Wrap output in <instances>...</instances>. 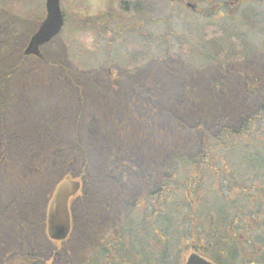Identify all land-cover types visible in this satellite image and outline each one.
<instances>
[{
  "label": "rangeland",
  "instance_id": "374dc122",
  "mask_svg": "<svg viewBox=\"0 0 264 264\" xmlns=\"http://www.w3.org/2000/svg\"><path fill=\"white\" fill-rule=\"evenodd\" d=\"M146 1L141 0L144 4L140 3L142 9L137 12L134 7L135 0H60L65 22L60 33L42 47L45 62L44 66H41L43 64L39 59L31 55H23L22 50L45 16V0H0V100H3L6 112L4 124L0 126L10 130L9 135L11 136H21L26 140L36 138L41 142L43 138L40 139V137L49 130H63L60 139L67 142L78 137L79 130L81 133L87 134L86 137L82 136L75 140H78L82 144L81 147L85 149L83 153L87 155L91 169V172L89 170L87 173L90 180L86 184L87 186L89 184V190L94 189V191L88 192L89 197L93 193L94 203L98 202L95 206H83L78 210L71 236L68 239L63 242L52 241L48 238L46 231V211L51 197L50 195L47 198V194L53 192L59 179L73 177L67 175L61 178V175H58L53 179L55 182L53 189L48 180L44 187L32 186L31 189V186L24 188L17 182L18 186L15 185V182L7 184L5 177L0 176V264L14 260L15 256L23 254V252L26 254L35 252L31 248L32 244L29 246V242L21 239L35 241L33 245L39 248L38 253L42 257L41 264H79L82 259H85L83 255L88 250V245L81 242L79 237L83 234L89 235L87 230L84 231L88 224L97 221L103 225L104 219L109 221V218L104 215L106 212H103L98 206L106 203L110 198L109 189L111 187H105V184L98 178L102 172V161L109 155L114 142L124 156L131 158L138 167H143L145 161L148 163L147 155L155 150V146L159 151L160 142L164 140L158 135L159 129L170 124L172 114L181 119H185L190 114L192 117L187 120L190 123L191 119L198 120L200 115L205 116V114L223 115L228 112L231 115H236L242 110L249 114L257 113L259 106L264 103V97L257 98L246 88L247 81H256L264 85V50L259 47L264 42V0H231L234 1V5L229 10L223 6L218 8L210 5L208 0H148L151 5L145 3ZM222 1L226 0H214L215 3H222ZM186 2L195 5L196 10L193 11L187 7ZM169 16L171 19L168 18ZM152 18H154L152 31L155 28H163L168 25L184 34L183 36L187 39L186 43H189L183 49L184 54L195 48L200 49L202 54H213L219 50L221 54L218 59L220 62L230 61L224 64L230 70L227 73L219 72L216 63H209L202 71L193 72L189 69L187 62L175 63L176 66L172 69L169 68L170 65L166 67L170 62L153 63L148 56H135L142 51L143 44L138 35L130 33L131 24L136 19L143 21ZM157 18H162L158 24L155 23ZM128 24L129 30H126L127 27H122V25L127 26ZM235 27L236 33H240L241 36L234 41L236 44L233 50L234 55L228 57L226 54L229 53L230 48L220 50L212 45L211 41L218 37L226 38L223 36L225 29L229 30L227 34L231 36L230 32L234 31L232 29ZM160 30L158 34H160ZM107 32H110L111 35L106 37ZM142 33L146 34L144 27ZM111 38L115 39L112 44L113 54L116 55L119 62H122L120 64L123 66L122 76H116L110 85V88L115 90L118 95L115 97H119L116 98L110 115L119 123L114 125L107 120L109 116L106 117L103 114L104 111L100 110L102 106L99 104L96 91L88 93L91 97L87 115L85 112L83 121L79 120L75 123L73 114L70 113L75 111L74 106L77 105V102L70 103L64 99L66 84L71 79L75 88L70 91L80 92L76 87L80 82L88 83L89 80L84 77L82 80L79 79L86 72L80 68V65H77L78 59H69L66 56L76 53L77 56L91 54L97 57L104 48V43L106 44V41ZM248 41L258 48L252 46L253 51L244 53L246 52L245 48H249L245 45ZM226 58L228 59L223 60ZM72 69L78 71L79 77L72 75ZM9 72L11 73L9 74ZM133 78L135 81L136 79H149L150 83L157 81L156 85L164 89L161 95L155 94L160 110H157L154 116H149V126L145 132L147 138H142L141 135L140 139L135 137L137 134L134 133L139 128L135 119H132L131 123L136 127L131 125L129 129H127L126 123L129 124L130 119L126 123L121 122L122 111L127 109L131 99L134 103L133 112L138 114L144 113L146 110H143L144 105L141 100L134 99L133 96L137 93L128 86V82ZM220 81L222 85L216 88V83ZM252 86L254 87L253 84ZM183 88L188 90L185 91ZM121 92L123 98L120 96ZM135 98H138V95ZM80 103L81 100L78 101V105ZM65 118L68 119L65 120L67 123L64 122ZM262 118L264 119V115ZM227 120L222 119L220 123L238 127L237 118H227ZM262 124L264 126V120ZM125 125L126 128H124ZM213 125V122L209 124L210 127ZM73 127H76L75 130ZM117 130L119 131L116 132ZM141 131L143 130L139 128V132ZM155 132L157 133L156 140H149V137ZM175 133L177 132L171 131L174 136L170 138L169 146L164 145L166 151L170 148L175 150L176 143H189L188 139L191 135L188 134L186 128L185 131H178V139ZM195 134L196 137H199L200 132L197 131ZM255 137L264 140V132ZM247 140L249 139H246V142ZM243 144L241 142V145ZM11 146L13 147V145ZM19 147L18 152L26 151L25 147V149ZM261 148L264 151V141ZM137 149H139L138 153ZM238 149H242V151L237 152ZM16 150L15 152L9 151L12 155L10 163L16 173L24 176L29 172V169L23 165V155L17 157ZM244 151H246L245 147L241 146V148L233 149L225 154L227 168L231 172V176L227 187L222 186L221 188L219 201L213 203V206L219 205L216 209L212 208V216L218 219V208L224 207L225 212L233 210L231 207L232 205L236 207V201L241 205L247 204V208H240L244 217L240 218V222L248 221L243 223L245 229L242 232L236 231L235 239L241 243L246 240L240 239V237H249L253 242L241 244L244 247L243 258L237 259L236 263L258 264L257 262L264 256V252H262L264 245V171L258 170L255 165L251 166L247 156L242 157L241 162H238V156ZM62 154L61 150L60 155L62 156ZM29 160L30 158L27 157V162ZM80 163L77 156V161L71 168L76 170ZM52 171L57 173L59 167L54 166ZM75 178L80 177L76 176ZM81 187H83V183ZM241 187L244 190L239 192ZM207 188L212 187L209 185ZM107 189L108 191L105 192ZM82 190L84 195L85 190ZM136 191L137 189L134 190V192ZM213 198L216 200L215 194ZM10 199L13 204L19 205L16 207L17 209H9ZM252 201L254 206L251 205ZM87 212H91L93 215L92 220H87L85 217ZM224 216L226 217V214ZM228 217H231L229 213ZM16 218L27 220L31 227L28 229V235L23 238L17 236L13 230ZM218 226L222 227L223 225L219 223ZM110 227L105 231L104 236L109 235ZM18 240L22 241L17 243L20 247L16 246L11 254L4 257L5 244L3 243L7 241L6 244H15ZM189 252L190 250L182 252L179 255L181 262L177 264H184ZM220 260L221 264H228L224 260V256ZM15 264L25 263L18 260Z\"/></svg>",
  "mask_w": 264,
  "mask_h": 264
},
{
  "label": "trees",
  "instance_id": "16d2710c",
  "mask_svg": "<svg viewBox=\"0 0 264 264\" xmlns=\"http://www.w3.org/2000/svg\"><path fill=\"white\" fill-rule=\"evenodd\" d=\"M140 3L143 2L135 0L134 7L137 12L142 9ZM145 3L151 5L148 0ZM208 3L218 8L223 6L222 3H215L214 0H208ZM168 18L171 19L170 16ZM153 19H151L152 21L136 19L131 24L130 33L138 35L140 42L143 44L142 51L135 56H148L153 63H158V61H162V63L170 62L166 67L170 65L169 68L172 69L176 66L175 63L187 62L189 69L193 72L202 71L209 63H216L219 72L224 71L227 73L230 70L224 65L230 61L220 62L218 59L221 54L218 49L213 54H202L200 49L195 48L184 54L183 49L189 44L186 43L187 39L183 36L184 34L179 33L174 27L171 28L168 25L163 28H155L152 31ZM160 20L162 18L155 19V23L158 24ZM122 27H127L126 30L130 28L129 24L127 26L122 25ZM143 27L146 30L145 35L142 33ZM159 29H161L160 34H158ZM232 30L234 31L230 32L231 36L227 34L229 30L225 29L223 36L226 38L218 37L211 41V44L220 50L230 48L229 53L226 54L228 57L234 55L233 50L236 45L234 41L241 36L240 33H236V27ZM110 35V32L105 34L106 37ZM114 40L111 38L106 41L104 48L97 57L91 54L77 56L76 53H70L66 56L69 59H78L77 65H80V68L86 72L79 79L82 80L84 77L89 80L88 83L79 81V86L76 88L80 92L70 91L75 88L71 83V79L66 84L64 99L70 103L77 102V105L74 106L75 111L70 113L73 114V122L75 123L79 120L83 121L85 112L87 115L89 98L91 97L88 93L91 91H96V94H98L97 98L102 106L100 110L104 111L103 114L106 117L109 116L107 120L114 125L119 123L110 115L112 114L111 111L116 98H119L115 97L118 95L115 90L110 88V85L114 78L122 76L123 72V66L120 64L122 62H119L116 55L113 54L112 44L115 42ZM248 42L245 45L249 46V48H245L246 52L244 53H249L252 50V46L258 48V46L251 44V42L248 44ZM259 47L264 50V42ZM139 57L137 58L139 59ZM40 61L42 64L45 62ZM41 66H44V64ZM71 71L72 75L79 77L76 69ZM137 80L135 81L133 78V80L128 82V86L137 93L138 98H135L137 95H134V99L137 101L141 100L144 105L142 108L146 110L144 113L140 112L138 114L133 112L134 103L131 99V102L126 107L127 109L122 111L123 119L121 122L126 123L130 119V123H126L128 125L127 129H129L131 125L136 127L135 124L131 123L132 119H135L138 127L143 130L139 132L138 128V133L137 131L134 133L137 134L135 137L140 139L141 137L147 138V133L145 132H147L149 126V116H154L157 113L156 111L160 110L155 94L161 95L164 89L156 85L157 81L150 83L149 79ZM216 86H219V83H216ZM246 88L257 98L264 97L263 83L247 81ZM258 94L261 96H258ZM120 96L123 98L122 92ZM80 100L81 103L78 105ZM0 107V125H2L6 115L3 100H0ZM225 114L200 115L198 120L193 118L190 123L187 121L192 117L190 114L185 119L172 114L170 124L165 126V128L159 129L158 135L164 139H161L163 141L160 142L159 151L155 146V150H152L150 155H147L150 159H148V163L145 161L143 167H138L131 158L124 156L119 151L116 142L112 144L111 147L113 148L109 155L102 161V172L98 178L105 184V187H111L109 189L112 194L110 198L106 203L98 206L103 212H106L109 221L107 219L104 220L103 225L95 221L88 224L86 229L84 228V231L87 230L89 235L83 234L79 239L88 245V250L84 252L83 257L85 259H82L79 264H177L181 262L179 255L182 252L192 250V247L216 264H221L220 259L223 256L228 264H237V259L242 257L244 251V247L241 244L253 242L249 237H240V239L246 240L241 243L235 239L236 231L242 232L245 229L243 223L245 224L248 221L240 222V218H244L240 208H247V204L241 205L236 201V207L232 205L231 208L233 210H228L227 212L224 211V207L218 208V219L212 216V208L216 209L219 205L213 206V203L219 201L222 186L227 187L229 184L231 172L227 168L225 157L227 152L244 146L246 151L238 156V162H241L242 157L247 156L251 166L254 167L255 165L258 170L264 171V151L261 148L264 140L255 137L264 132L262 124L264 120L262 118L264 115V103L259 106L257 113L249 114L242 110L236 115H231L228 112ZM227 118H237L238 127L220 123L222 119L228 121ZM65 120L68 119H64V122L67 123ZM211 122L214 123L212 127L209 126ZM76 127H73V130ZM124 128H126V125ZM185 128L189 132L188 134L191 135L190 139H188L189 143H176L175 150L170 148L166 151L170 138L174 136L171 131L177 132L175 134L178 139V131H185ZM197 131L200 132L199 137H196L195 133ZM9 133L10 130L7 128L3 129L0 126V176L2 178L3 176L5 177L7 184L15 182L16 186L19 183L21 187L31 186L32 189V186L44 187L45 182L48 180L52 188L55 183L53 179L58 175H61V178L67 175L81 177L84 183V195L81 193L80 198L75 197L70 203L73 225L75 224V216L78 215L80 208L88 205L95 206L98 203H94L93 193L89 197L88 192L94 191V189L89 190V184L88 186L86 184L90 180V176L87 173L89 170L91 172V169L88 157L83 153L85 149L81 147L82 144L78 140H75L80 139L82 136L86 137L87 134L81 133L79 130L80 135L75 139H70L71 142H67L60 139V134L63 133V130H49L40 137V139L43 138L41 142L36 138L26 140L21 138V136H11ZM156 135L157 133L155 132L149 137V140L155 141ZM246 139L249 140L246 142ZM241 142L244 144L241 145ZM19 146L25 147L26 151L18 152ZM15 149H17V157L23 155V165L29 169V172L24 176L16 173L10 163L12 155L9 151L15 152ZM61 150L63 152L62 156L60 155ZM241 151L242 149L237 150V152ZM136 152L138 153L139 149ZM77 156L81 163L76 170H73L71 166L77 161ZM27 157L30 158L28 162ZM54 166L59 167L57 173L52 171ZM144 166L146 167L144 168ZM143 168L145 171L142 170ZM130 183H133L137 190L140 191L132 193ZM209 185L212 188H207ZM242 190H244L243 187L239 188V192ZM115 192H119V197L116 196ZM50 194H47V198L50 197ZM214 194L216 200L213 198ZM248 201L250 202V200ZM8 204H10V210L11 208L15 210L19 206L16 203L13 204L11 199ZM251 205L254 206L253 201ZM228 213L231 217H228ZM86 214L87 220H92L93 215H91V212ZM225 214L226 217L224 216ZM219 223L225 227H219ZM109 226H111V232L108 236H104ZM29 228L31 227L27 220L16 218L13 230H15L17 236L20 238L27 236ZM246 228L248 227L246 226ZM21 240L29 242V246L32 244L31 248L36 253L34 251L29 254L23 252V254H18L14 260L7 261L5 264H15L18 260L25 264H41L42 257L39 256V248L33 245L35 241L33 239ZM21 240L16 241L15 244H6L7 241L4 242V257L11 254L16 249V246H19L17 243L22 242ZM262 248V252H264V245ZM257 263L264 264V256Z\"/></svg>",
  "mask_w": 264,
  "mask_h": 264
},
{
  "label": "water",
  "instance_id": "95a60500",
  "mask_svg": "<svg viewBox=\"0 0 264 264\" xmlns=\"http://www.w3.org/2000/svg\"><path fill=\"white\" fill-rule=\"evenodd\" d=\"M45 10V17L24 49L25 55H35L43 59L41 47L55 37L64 25L60 0H45ZM79 188L80 182L73 179L63 180L57 185L47 210V234L51 239L63 240L69 235L71 231L69 199ZM185 264L214 263L196 252H192Z\"/></svg>",
  "mask_w": 264,
  "mask_h": 264
},
{
  "label": "flooded vegetation",
  "instance_id": "af4514ba",
  "mask_svg": "<svg viewBox=\"0 0 264 264\" xmlns=\"http://www.w3.org/2000/svg\"><path fill=\"white\" fill-rule=\"evenodd\" d=\"M222 5L224 7L231 8L234 5V3L231 0H227V1H222Z\"/></svg>",
  "mask_w": 264,
  "mask_h": 264
}]
</instances>
